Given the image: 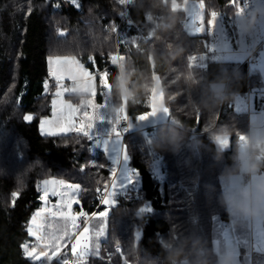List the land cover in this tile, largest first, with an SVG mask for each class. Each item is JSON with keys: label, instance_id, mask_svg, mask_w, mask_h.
I'll use <instances>...</instances> for the list:
<instances>
[{"label": "trees", "instance_id": "obj_1", "mask_svg": "<svg viewBox=\"0 0 264 264\" xmlns=\"http://www.w3.org/2000/svg\"><path fill=\"white\" fill-rule=\"evenodd\" d=\"M79 1L0 0V264H36L22 246L40 203L41 181L56 178L79 186L77 210L91 212L98 189L113 177L108 159L94 152L87 137L47 136L39 128L52 114L57 89L52 83L43 87L49 57H74L94 73L116 54L109 23L121 22L123 5L119 0ZM191 1L204 6L205 23L212 12L227 20L236 9L229 0ZM184 18L172 0H131L121 23L123 75L131 74V119L149 112L158 77L171 121L181 129L167 124L150 129L159 139L155 144L137 132L126 138L129 165L139 181L108 208L107 237L99 257L89 258L92 264H221L213 243L215 219L228 221L229 215L220 179L236 171V143L249 130L248 116L235 111L234 99L263 82L246 64L190 66L189 57L205 53L206 46L204 39L183 30ZM117 76L123 79L115 69L108 81L119 107L124 94L115 87ZM216 84L224 85L223 98L216 96ZM26 114L35 119L25 122ZM224 125L231 133L226 151L210 138ZM193 130L202 133L193 137ZM150 150L160 154L161 180L152 171ZM252 258L253 264H264V252Z\"/></svg>", "mask_w": 264, "mask_h": 264}, {"label": "crops", "instance_id": "obj_2", "mask_svg": "<svg viewBox=\"0 0 264 264\" xmlns=\"http://www.w3.org/2000/svg\"><path fill=\"white\" fill-rule=\"evenodd\" d=\"M264 2V0H262ZM259 0H237V4L235 5L236 9L233 15H230L229 18L233 21V26L235 29V37L233 35L228 34V28L225 26V24L222 25L221 18V26L213 27L209 25L208 23H204L205 30L208 32V37H204L202 39L207 41L206 51L203 54L196 55L198 57H205L203 60L197 59L196 61H192V66H206L208 62L210 61H220V62H235V63H241L244 64L245 59L251 55V52L253 50H257L263 43V41L260 42V39H255L254 34V28H252L251 31L245 30V23L247 20H249L253 13V6L252 3L258 4ZM199 2H194L191 0H184L183 2L181 0H172V5L175 9L181 10L186 15L189 13L191 16L192 12L198 10V4ZM242 7V12H237V9ZM257 9V8H256ZM251 15V17H249ZM228 18V19H229ZM247 18V19H246ZM223 32H221V28ZM246 32V34H244ZM249 33L251 35H249ZM262 38V37H261ZM227 43L229 45L228 49H225L223 45ZM215 45L218 49L217 52H209L208 48ZM255 55H258L259 52H254ZM254 64V69L257 71L260 76L261 80L263 82V87H258L261 91L264 92V56H258L257 58L252 57ZM47 70L48 72H53L56 74V76L63 77L62 82H77L74 84L75 93L73 96L66 97H58L55 95L54 101H56L55 106H53L52 114L42 120H47L49 123L44 125L45 131H55V132H62L64 131L65 127H70L71 125H79L82 121H85L84 113L88 112L89 115L93 113V109L91 105L89 104V101L94 102L97 105L104 104L105 100H107L106 106L102 108H97L95 110L96 112V123L97 128L93 129L95 132L96 130L99 132L101 139L107 138L106 136L112 132V123L109 121H115L117 119L118 115V108L114 105L111 95H110V88L102 89V86L100 84V76H93V73L90 72L89 69H87L81 62H79L74 57H49L47 59ZM85 72L91 73V77L86 75ZM94 78V79H93ZM56 80V78H55ZM95 80V82H93ZM49 81L47 80V77L45 79L44 83V90L47 88L45 87V84L47 86ZM218 84L214 85L213 87L217 86ZM223 89H224V85ZM71 87V88H72ZM95 88L96 95L92 96L91 92ZM87 89V91H85ZM154 94H152L150 103L156 104L158 107L157 112L160 117L159 120L152 121L147 123L146 127H155L156 124H158V121H161V123H166L169 120V112L166 107L163 105V94L162 89L159 85V83H156L154 87ZM62 98V99H61ZM257 100L259 98L257 96H252L250 98V101L247 100L246 94L245 95H236L234 99V108L235 111L238 114H246L248 116V122H249V130L248 133L250 135V138H261L264 139V107L263 103H261L260 106L256 104ZM68 105H71L75 111H71V109L68 108ZM167 110V114L166 111ZM100 113L104 114L105 120L102 122L99 121V115ZM40 133L44 135L41 131V121L39 124ZM65 134H77L75 131H68ZM78 135V134H77ZM82 136V134H79ZM115 138L114 135L112 137ZM227 144H224L219 141V144L216 143L217 147L221 150H228L231 147V139L229 140L227 138ZM94 148L97 150L102 151L108 161L110 162V166L115 167L114 164L111 163L110 156L111 154L113 156L116 155V153H107L104 151L103 146L99 144H95L93 142ZM240 146H238V149ZM134 171V170H133ZM152 171L154 175L158 179L163 178V174L161 172V166L160 164H155V166L152 165ZM160 175L158 177L157 175ZM261 174H264L261 173ZM48 181H56V183H50L48 187V193L44 200L41 199V196L44 195L43 188L45 185L40 182L39 184V206L37 210L33 213L28 229L31 227L33 228V231H38V235L42 236L43 239L40 241H37L34 237H32L28 232V239L24 244L31 245L34 244L36 247L40 248L41 250L45 251L49 256H53L54 249L51 247V244L47 242V237L44 235V225L49 221V219L46 218V213L49 212L50 206H54L56 203V197L60 190L69 191L70 188L68 184H66L65 181L51 178L47 179ZM45 181V180H44ZM63 181L64 184H60L59 182ZM222 191L225 196H234L237 198H240V193L246 188V185L243 183V180L241 178V172H238L237 174L232 175L231 177L225 176L221 177L220 179ZM255 182V178L252 177L251 184ZM250 184V185H251ZM249 185V186H250ZM116 187V186H115ZM114 190V189H113ZM72 191V190H71ZM115 191H117V196L121 195L118 193L120 190L118 186L115 188ZM55 192L56 194H53ZM115 196V197H117ZM110 200H115V197L110 196ZM52 203V204H51ZM78 204V197L76 199V203L72 205L73 208ZM113 204V203H112ZM106 205L105 209L109 208L110 205ZM39 213V215H37ZM229 219L228 221L220 220L219 218L215 219V231L213 234V243H214V249L215 252L219 256V260L221 264H224L225 260L228 258L229 255L232 256V264H251V258L253 257L254 252H261L257 251L255 249V242L256 238L259 237L262 233H264V216L260 217H247L242 216L237 213H230L228 211ZM33 219H35V224H33ZM46 219V220H45ZM56 221L60 222L61 218H55ZM91 226H98L99 230L103 228L104 234L106 232V236L103 235V241L106 240L107 237V216L104 218H101L100 215L97 218H94L92 222L89 224ZM233 235L238 239H233L232 246H228L225 244L226 236L228 238H232ZM72 237V236H71ZM248 239L250 244L252 245V251L249 252V248L243 246L240 244V241L244 239ZM102 240V239H101ZM64 240H61L59 242L60 248L59 252L56 254H64L63 257H60L59 262L62 260H67V264H92L89 258H97L99 257V253L95 256H85L82 260L81 259H73L71 255L68 257H65V253L63 252L64 249L67 247V243L63 242ZM102 242L100 244H102ZM238 245V247L236 246ZM30 249V248H29ZM39 253H36V255H39ZM25 255V254H24ZM55 255V256H56ZM26 256V255H25ZM29 258L28 256H26ZM31 261L32 259L29 258Z\"/></svg>", "mask_w": 264, "mask_h": 264}, {"label": "rangeland", "instance_id": "obj_3", "mask_svg": "<svg viewBox=\"0 0 264 264\" xmlns=\"http://www.w3.org/2000/svg\"><path fill=\"white\" fill-rule=\"evenodd\" d=\"M130 3V2H129ZM129 3H125V4H123V17H124V15L126 16V18L128 17V7H129ZM77 5H80V1L79 0H77V3H76ZM198 10H196V11H194V12H192V13H194L195 14V17L198 19V16H202L203 17V23H205V11H204V6L203 7H201V3L199 2L198 4ZM252 6H253V13L255 14V16H256V24H255V26L253 27L255 30H254V34H255V39L257 38H259L260 39V42L259 43H261V41H263V43H262V45L257 49V50H253L252 52H251V54H253V56L252 57H254V58H257L258 56H264V2L262 1V0H259V2H258V4H255V3H252ZM257 8V9H256ZM126 9H127V14L125 13L126 12ZM234 14V13H233ZM233 14H231V15H233ZM253 14V15H254ZM252 15V16H253ZM193 17V16H192ZM249 17H251V15L249 16ZM186 19L187 18H189V19H191V17H190V15H189V13L186 15V17H185ZM184 18V19H185ZM221 18H223V16H221L220 14H219V16H218V22H217V26L218 27H220L221 26V22H220V20H221ZM230 19V18H229ZM247 19V18H246ZM223 22H222V25L223 24H225V26L228 28V34H232L233 35V37H235V29H234V26H233V30H231L230 29V27H229V25L227 24V20H226V18L224 19L223 18V20H222ZM116 24H118V23H116ZM109 25L110 26H114L115 27V25H113V24H111V22L109 23ZM228 25V26H227ZM113 27V28H114ZM204 28H205V26H204ZM122 31H123V28L122 27H120V29H119V33H118V42H116V40H115V43H116V47L118 46V48H119V54H120V43H121V38H122ZM221 32H223V31H221ZM114 33V32H113ZM192 33H193V31H191V33L189 34L190 36H192ZM244 34H246V32H244ZM252 34V33H251ZM250 33H249V35H251ZM197 37H200V38H203V37H208L209 35H208V32L205 30L204 32H203V34L201 35V34H195ZM114 37H115V34H114ZM262 37V38H261ZM205 44L207 45V41L205 40ZM117 51V50H116ZM254 52H259V54L258 55H255L254 54ZM115 56H116V63L113 65L112 63L111 64H109L106 68V71L109 73V71L110 70H114V69H116V70H118L119 72L121 71V66L119 67V65H118V63H117V59H118V55H117V53L115 54ZM249 56H251V55H249ZM248 56V57H249ZM67 57H71V56H67ZM247 57V58H248ZM251 57V58H252ZM246 58V59H247ZM245 59V60H246ZM120 60H121V64H122V66H123V58H122V56H121V54H120ZM93 61V60H92ZM189 64H190V66H192V60H190L189 59ZM118 65V66H117ZM252 69H254V64H251V70ZM103 71H105V70H103ZM102 71V72H103ZM102 72H100V73H102ZM95 73V72H94ZM99 76H100V74H99ZM109 77V76H108ZM59 80H55V82L54 83H52V84H56L57 85V89H56V91H55V93H54V98H55V95H56V93L57 92H60L61 94L58 96V97H66L67 96V98L68 97H70V96H73V94L75 93V91L77 90V89H75L74 87H72V86H74V84H76L77 82H71V81H67V82H62L63 81V79H65V78H63V77H60L59 76ZM264 78V77H263ZM121 80H122V87H123V91H124V96H126L127 98H129L130 99V96L131 97H133V95H132V93H131V91H130V89L128 88V84H126V87L124 86V79H122L121 78ZM93 82H95V80L93 81ZM68 83H71V87H69L68 89H66V90H64L63 89V85L64 84H68ZM156 83H159V85H160V87H161V89H162V94H163V88H162V85H161V81H160V79L158 78V77H156L155 78V81H154V84H153V88H152V90H151V94H150V99H151V96H152V94H154V87H155V85H156ZM48 84H50V83H48ZM58 84L59 85H62V87H58ZM75 89V90H74ZM113 90V87L110 85V94H111V91ZM57 96V95H56ZM54 98H53V100H52V111H53V101H54ZM112 98V97H111ZM62 99V98H61ZM133 100V98H131V101ZM112 101H113V99H112ZM129 101V100H128ZM129 104H130V102L129 103H127V101L125 100V98L123 99V102H122V104L119 106V107H117L118 108V115H117V118L118 117H120V116H122L123 115V112H125L126 113V107L127 108H129ZM150 100H149V108H150ZM163 105H164V107H166L165 106V103H164V94H163ZM166 109H167V107H166ZM149 111H151V108L149 109ZM129 123H132V128H130V133L128 134V135H126L125 137L123 136V134H122V139H121V145L122 146H124L125 148H126V145H125V140H126V138L130 135V134H132V133H134V132H137V133H139L140 135H141V137H143V135H142V133H140V132H138V131H140V130H142V131H145V133L148 135V138H149V141L148 140H144L145 142H147V143H149V144H155L156 142H158V137H157V135L156 134H154V133H150L149 132V130L150 129H154L155 127H157V126H160V125H163V124H167V125H171V126H174L175 128H178V129H181L179 126H177V125H175L174 123H172V121H171V118H170V116H169V120H168V122H164V123H161V121H158V124H156L155 125V127H152V128H150V127H146V126H144V125H146L147 123H149V122H152V121H156V120H159L160 119V117H159V115H158V112L156 113V115L154 116V117H152V118H150L149 120H147V121H139V120H132L131 119V117H130V114H129ZM118 128H119V125L117 126ZM147 129V130H146ZM194 131V130H193ZM192 131V132H193ZM196 131V130H195ZM197 132V131H196ZM203 132H206V131H203ZM200 133H202V132H200ZM63 135H68V134H63ZM199 135V134H198ZM201 135V134H200ZM83 136V135H82ZM241 136V135H240ZM243 136H245L246 137V139L245 140H247L248 138H250V135H249V133L247 132L246 134H243ZM154 137L156 138V142H154ZM194 137V136H193ZM239 138V137H238ZM244 140V141H245ZM244 141H241V140H239L238 139V143H236L237 144V146L239 145V146H241V144L244 142ZM93 142V141H92ZM94 147V146H93ZM94 150V152H96V153H98V155H101V154H103L105 157H106V155L102 152V151H100V150H96L95 148L93 149ZM127 150V149H126ZM127 152V151H126ZM120 155L122 156L123 155V153H120ZM149 155L151 156V166L153 165V166H155V164H160V154L157 152V151H155V150H150L149 151ZM107 158V157H106ZM110 163V162H109ZM125 167L127 168V171L130 173L131 171H133V169L131 168V166L129 165V161L125 164V162L121 159V163L119 164V165H115V169H116V176L115 177H112V180H111V182L108 184V186L109 185H111V189H110V196H111V193L114 191L113 190V184H114V182H115V180L116 181H118L117 183H116V187L118 186V188H119V192L118 193H120V194H122V195H124V194H126V192L128 191V190H135L136 189V187H137V184H138V181H139V178H138V176H137V174H136V176L133 178V182L132 183H130V184H126L125 185V187H123V188H120V183H119V180H121L122 178H123V174H126L125 173ZM135 172V171H134ZM264 172V170L262 171V173ZM158 177H160V175L158 174L157 175ZM66 184H68V186H69V188H70V190L67 192V191H65V190H60L59 192H58V194H57V197L55 198L56 200V203L54 204V206H50V208H49V212H47L46 213V218L47 219H49V221L44 225V235L47 237V242H49V244L50 243H52V238L53 237H55V236H61V237H63V242H68V244H67V247L64 249V253H65V257H68L69 255H71L72 257H73V259H83L84 257H81V256H79V250H78V252L76 253V254H73L72 253V251H71V249H72V244L74 243V241H75V239L76 238H79V235L80 234H82L83 233V228L84 227H87L88 229H89V233H88V235H89V237H90V247H91V254L90 255H88V256H95V255H97V253H99V255H100V253H101V246H102V244H100L102 241H103V236H99V237H97V232L99 231V227L98 226H96V225H94V226H91V225H89L91 222H92V220L89 222V223H87L86 225H81V224H78L77 223V218H76V221H75V224H76V227H73V225H72V222L70 221V220H66L65 219V216H70V215H75L76 217L78 216V214H79V212H80V210H77V205L73 208V210H72V206H71V209L70 210H68L67 209V205L71 202V205H73V204H75L76 203V199H77V197H78V191H79V187L78 188H74L73 186H77V185H72V184H70V183H67L66 182ZM107 186V187H108ZM106 187V188H107ZM115 187V188H116ZM72 190V191H71ZM134 192H136V191H134ZM134 196H136L135 194H133ZM108 197L107 199H110L111 197ZM112 199V198H111ZM115 199H116V197H115ZM52 204V203H51ZM111 206V205H110ZM109 206V207H110ZM107 207H106V209H105V211L104 212H106L107 213ZM82 211V210H81ZM62 212H63V214H62ZM82 212H85V211H82ZM82 214H84V213H82ZM58 217H60L61 218V221L60 222H58V221H56L55 220V218H58ZM97 217H99V215L97 216ZM96 217V218H97ZM31 220V219H30ZM46 220V219H45ZM30 223V222H29ZM65 233H67V235H65ZM70 236H72V239L70 240L69 239V237ZM106 236V232H105V234H104V237ZM139 236H140V230H138L137 231V238H139ZM102 239V240H101ZM60 242V241H59ZM29 248L30 249H35V255H36V253H39L40 252V254H39V256L40 257H43L44 255H46L48 258L49 257H51V256H49L45 251H43V250H41L40 248H38V247H36L34 244H31L30 246H29ZM62 255V253L61 254H58V255H56V256H54V257H51L50 258V260L51 259H54V258H56V261H55V263L56 262H59V260H60V256ZM64 255V254H63ZM32 262H35V260H31ZM54 263V264H55ZM83 264V263H82ZM251 264H253V258H251Z\"/></svg>", "mask_w": 264, "mask_h": 264}, {"label": "snow or ice", "instance_id": "obj_4", "mask_svg": "<svg viewBox=\"0 0 264 264\" xmlns=\"http://www.w3.org/2000/svg\"><path fill=\"white\" fill-rule=\"evenodd\" d=\"M71 2L76 5L77 3V0H71ZM120 4H125V3H129L131 2V0H119ZM174 3H175V0H174ZM229 4L232 5V6H235L237 4V0H229ZM201 7H203V5H201ZM243 11V8L240 7L237 9V12L239 14V12H242ZM218 16L219 14L217 12H212L211 13V19L208 21V24L213 26V27H216L217 26V22H218ZM198 20L200 21L199 23V26L196 28V32L197 33H203L205 31V28H204V23H203V17L202 16H198ZM221 31L222 30V27L220 28ZM113 31H119L118 28H113L112 29ZM223 47L225 49H228L229 48V45L227 43H225L223 45ZM208 51L209 52H217L218 49L215 45L211 46L208 48ZM205 57H198L196 55H192L189 57L190 60L192 61H196L197 59H201L203 60ZM110 60H111V63L114 65L116 63V56L115 55H112L110 57ZM86 75L90 76L91 77V73H87L85 72ZM54 77L59 80L60 78L58 76H56L55 73H53ZM108 76H109V73L105 70L103 71L102 73H100V84L102 86V89H106V88H110V83L108 81ZM94 79V78H93ZM45 87H47V84H45ZM58 87H62V85H59L58 84ZM75 90V89H74ZM85 91H87V89H85ZM61 93L60 92H57L56 95L59 96ZM91 95L92 96H95L96 95V91H95V88H93L92 92H91ZM56 104V101H53V106H55ZM89 104L91 105L92 109H93V113L91 115H89L88 112H85L84 113V117H85V121H82L79 125H71L70 127H65L64 131L58 133V132H55V131H45L44 130V125L48 124L49 122L47 120H41V131L44 135H47V136H57V135H63L65 134L66 132L68 131H75L78 135L79 134H82L84 137H87L90 141H93L95 144H99V145H102L103 146V149L105 152L107 153H116L115 156H113L111 154L110 156V159H111V163L114 164V165H119L121 163V159L125 162V164L129 161V155L127 154L126 152V148L124 146L121 145V139H122V133L124 131H127L128 129L132 128V123H128L126 126L122 127L121 129L118 130V125H120L121 121H128L129 117L127 116V114L125 112H123V115L121 117H118L114 122L113 121H109L110 123H112V132L109 133L105 138V139H101V136L99 134V132L96 130L95 132L93 131V129H96L97 128V123H96V112L95 110L97 108H102L104 106H106L107 104V100H105L104 104H101V105H97L95 104L94 102L92 101H89ZM68 108L71 109V111H75V109L71 106V105H68ZM150 108H151V111L147 112V113H144V114H141L139 116H137L135 119L136 120H139V121H147L149 120L150 118L154 117L157 113V109L158 107L156 106V104L154 103H151L150 104ZM166 111V114H167V110ZM23 119L25 120V122H32L35 117L31 114H26L23 116ZM199 119V117H198ZM103 120H105V116L104 114L100 113L99 115V121L102 122ZM114 135V139L112 138ZM240 140L241 141H244L246 139L245 136L241 135L240 137ZM220 142L224 143V144H227V138L226 137H219L218 138ZM120 153H123V155L121 156ZM109 171L111 172V175L113 177L116 176V169L115 167H112L109 169ZM125 173L126 174H123V178L121 180H119V183H120V188H123L125 187L126 184H130L133 182V178L136 176V172L134 171H131L130 173L127 171V168L125 167ZM118 181L115 180L114 184H113V189L114 191L111 193V196L115 197L117 196V191H115V186H116V183ZM45 187L43 188V192H44V195L41 196V199L44 200L47 193H48V185L50 183H56V181H48V180H45L42 182ZM60 184H64L63 181H60L59 182ZM74 188H78L79 186H73ZM53 194H56L55 192H53ZM20 193L17 191V192H13L12 193V198H13V203L15 202V200L19 197ZM103 204L105 205H109V204H112V203H115L114 200H110V199H107V198H104L102 199L101 201ZM71 202L66 206L68 210L71 209ZM144 211H150V209H145ZM63 214V212H62ZM37 215H39V213H37ZM107 216V213L106 212H101L100 213V217L101 218H104ZM76 216L75 215H70V216H65V219L66 220H70L72 222V225L73 227H76V224H75V221H76ZM33 224H35V219H33ZM39 229H37L36 231H33V228H29L28 229V232L29 234L34 237L37 241H40L43 239L42 236L38 235ZM89 233V229L87 227H84L83 228V233L79 235V238H76L74 243L72 244V253L73 254H76L79 250V256L81 257H84V256H88L91 254V247H90V237L88 235ZM65 235H67V233H65ZM104 235V230L103 228H101L98 232H97V237L99 236H103ZM69 239L71 240L72 237L70 236ZM233 239H238L236 238L234 235L232 238H228L226 236V239H225V244H227L228 246H232L234 245L233 244ZM63 240V237L61 236H55L52 238V244H51V247L54 249V252H53V256H55L58 252H59V248H60V245H59V241ZM67 243V242H65ZM240 244H242L243 246L245 247H248L249 248V252L252 251V245L250 244V242L248 241V239H244L242 241H240ZM238 247V245H236ZM23 248V251H24V254L26 256H28L30 259L32 260H39L41 257L39 255H35V249H29V245L27 244H24L22 246ZM255 249L257 251H261V252H264V233H262L259 237L256 238V242H255ZM51 257H49L50 259ZM60 264H67V260H62L60 262ZM238 264H239V261H238Z\"/></svg>", "mask_w": 264, "mask_h": 264}, {"label": "clouds", "instance_id": "obj_5", "mask_svg": "<svg viewBox=\"0 0 264 264\" xmlns=\"http://www.w3.org/2000/svg\"><path fill=\"white\" fill-rule=\"evenodd\" d=\"M256 24L255 14L246 21L245 30L251 31ZM123 72V66H121ZM131 74H125L124 86ZM115 87L124 94L121 77L117 76ZM215 94L218 98H223V86H215ZM133 98L130 96V99ZM205 131H210L205 129ZM219 137H226L230 140L231 133L226 125L221 126L217 131L210 132V138L213 142L219 144ZM233 167L235 172L229 171L226 173L229 177L236 174V172H243L249 177H254L255 182L240 193V198L234 196H225L224 203L230 213H237L247 217H260L264 216V139L261 138H248L245 140L235 154ZM224 264H232V256L229 255Z\"/></svg>", "mask_w": 264, "mask_h": 264}, {"label": "built area", "instance_id": "obj_6", "mask_svg": "<svg viewBox=\"0 0 264 264\" xmlns=\"http://www.w3.org/2000/svg\"><path fill=\"white\" fill-rule=\"evenodd\" d=\"M125 13L127 14V9H126ZM190 17H191V19H189V18L183 19L182 25L185 27V29L187 31H193L194 34H201L202 35L203 33H197L196 32V28L199 26L200 21L195 17L194 13H192ZM128 20H130V19H128ZM226 22L229 25L230 29L233 30V21L231 19H227ZM116 53H118V51H116ZM252 56H253V54H251V56H249L244 61V64L247 65L248 71H250L251 64H253V60L251 59ZM47 80L49 81V83H54L55 82V77L53 75V72H48L47 73ZM71 86H72L71 83L64 84L63 85V89L66 90V89H68ZM252 95H258L260 101L264 102V94L260 90H258V89H256V90L248 89V91H247V100L248 101H250V98H251ZM126 114H127V116H129V108H127V107H126ZM128 123H129V119H128V121H123L122 120L120 125H119L118 130L121 129L122 127L126 126ZM129 131H130V129H128L127 131H124L122 133L123 136L125 137L126 135H128L130 133ZM138 132L142 133V135H143L142 138L144 140H148L149 141L148 135L145 133V131L140 130ZM190 135L191 136H196V135H198V133L194 130L193 132H190ZM154 142H156V138L155 137H154ZM263 170L264 169H262V171ZM241 178L243 180V183L246 186H249L251 184L252 177H249V176L245 175L243 172H241ZM110 189H111V185H109L107 188H99L98 189L99 198H98L97 204L95 205V208L91 212H82V211H80L78 216H77V223L78 224L86 225L92 219H94L98 215H100L101 212L105 211V206L106 205L103 204L101 201H102V199L108 198L110 196ZM134 194L137 195V192H134ZM82 213H84V214H82ZM55 261H56V258L50 260L46 255L41 257L39 260H35L36 264H54Z\"/></svg>", "mask_w": 264, "mask_h": 264}, {"label": "bare ground", "instance_id": "obj_7", "mask_svg": "<svg viewBox=\"0 0 264 264\" xmlns=\"http://www.w3.org/2000/svg\"><path fill=\"white\" fill-rule=\"evenodd\" d=\"M125 19H126V17H125V15H124V17L122 18V20H121V22L119 23V24H115V28H118V29H120V27H121V23L122 22H124L125 21ZM183 21V20H182ZM182 21H181V26H182V28H183V30L186 32V33H188V34H190L191 33V31H187L186 29H185V27L182 25ZM132 21L131 20H128V23H131ZM111 24H114V22H111ZM118 33H119V31H114V34H115V40H116V42H118ZM192 35H195L194 33H192ZM119 50V48H118V46H117V51ZM117 55H118V59H117V63H118V65H119V67L120 66H122V64H121V60H120V54H119V51H118V53H117ZM117 65V66H118ZM247 66V65H246ZM121 68V67H120ZM107 68L105 67L103 70H106ZM103 70H101V71H96L95 73H93V76L94 77H96V76H99V74H100V72H102ZM115 70V69H114ZM114 70L112 69V70H110L109 72V76H111L112 74H113V72H114ZM247 71H248V68H247ZM250 71H251V69H250ZM250 71H248V72H250ZM120 73H121V75H122V77H124V75H123V72H121L120 71ZM248 89H252V90H256V89H258V90H260L258 87L257 88H248ZM248 91V90H247ZM261 91V90H260ZM263 94H264V92L263 91H261ZM252 96H257L258 97V95H252ZM251 96V97H252ZM246 97H247V93H246ZM124 98H125V100L127 101V103H129V101L131 100V99H129V98H127L126 96H124ZM259 98V97H258ZM129 100V101H128ZM259 101H260V99H259ZM260 102H262V101H260ZM262 103H264V102H262ZM199 135L201 134V133H198ZM240 137V136H239ZM238 139H240V138H238ZM237 143H238V141H237ZM239 146V145H238Z\"/></svg>", "mask_w": 264, "mask_h": 264}]
</instances>
